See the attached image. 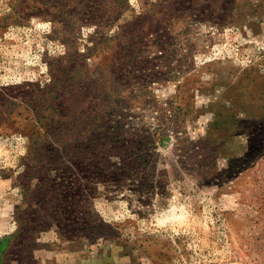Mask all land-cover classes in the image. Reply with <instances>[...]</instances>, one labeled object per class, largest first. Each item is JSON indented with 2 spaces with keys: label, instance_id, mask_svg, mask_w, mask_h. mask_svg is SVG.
<instances>
[{
  "label": "rangeland",
  "instance_id": "obj_1",
  "mask_svg": "<svg viewBox=\"0 0 264 264\" xmlns=\"http://www.w3.org/2000/svg\"><path fill=\"white\" fill-rule=\"evenodd\" d=\"M0 264H264V0H0Z\"/></svg>",
  "mask_w": 264,
  "mask_h": 264
}]
</instances>
